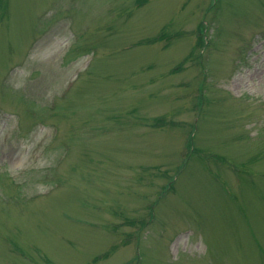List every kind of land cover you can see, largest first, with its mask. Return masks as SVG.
Segmentation results:
<instances>
[{
	"label": "rangeland",
	"instance_id": "374dc122",
	"mask_svg": "<svg viewBox=\"0 0 264 264\" xmlns=\"http://www.w3.org/2000/svg\"><path fill=\"white\" fill-rule=\"evenodd\" d=\"M0 264H264V0H1Z\"/></svg>",
	"mask_w": 264,
	"mask_h": 264
},
{
	"label": "trees",
	"instance_id": "16d2710c",
	"mask_svg": "<svg viewBox=\"0 0 264 264\" xmlns=\"http://www.w3.org/2000/svg\"><path fill=\"white\" fill-rule=\"evenodd\" d=\"M2 1L0 0V3H1Z\"/></svg>",
	"mask_w": 264,
	"mask_h": 264
}]
</instances>
